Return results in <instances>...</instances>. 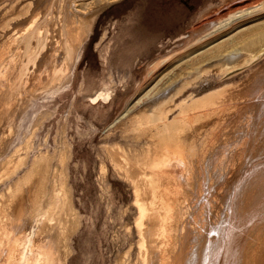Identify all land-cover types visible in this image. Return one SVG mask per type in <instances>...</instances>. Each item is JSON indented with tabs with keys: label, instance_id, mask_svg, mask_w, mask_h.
Here are the masks:
<instances>
[{
	"label": "rangeland",
	"instance_id": "obj_1",
	"mask_svg": "<svg viewBox=\"0 0 264 264\" xmlns=\"http://www.w3.org/2000/svg\"><path fill=\"white\" fill-rule=\"evenodd\" d=\"M31 3L29 15L19 16ZM43 5L48 7L33 27L0 61L1 69L16 58L13 84L8 91L0 87V94L4 92L0 98L7 92L13 99L8 104L13 113L0 108V169L18 148L28 145L17 171L0 179V202L20 179L30 176L31 171L27 172L37 162L46 160L51 172L44 170L43 198L49 197L53 183L58 186L62 176L71 212L72 221L66 227L67 234L71 231L66 234L69 252L63 264H142L135 187L115 165L110 147L139 152L150 144V136L126 129L127 116L115 120L128 104L131 109L148 107L154 98L169 95L176 103L184 99L190 104L250 78L264 66V0H0V23L11 25L0 27V32L17 29ZM71 5L82 12L87 36L74 55L66 41L70 61L54 64L49 54L51 29L57 23L58 33L54 32L67 39ZM221 24L224 27L214 31ZM238 47L231 64L227 60L221 69L213 66L217 60L213 56ZM239 60L245 63L236 66ZM36 77L42 86L24 92ZM219 105L210 109L234 114L227 117L231 121L216 126L208 138L211 143L206 142L203 152L212 150L207 154L212 156L215 186L204 190L201 201L198 198L195 215L203 207L212 208L202 213L211 224L214 214L225 210L226 221L219 239L208 226L215 245L208 250L206 263L214 255L210 264H248L250 260V264H264V129L253 125L246 133L247 124H243L246 130L235 132L240 137L228 134L232 140L224 134L232 121L243 116L240 122L245 123L248 117L241 115L239 104L238 111L236 104ZM204 109L196 111L211 112ZM178 114L175 108L169 120ZM260 117L257 113L256 119ZM6 128L11 130L5 132ZM204 195L214 200L212 206L204 202Z\"/></svg>",
	"mask_w": 264,
	"mask_h": 264
},
{
	"label": "bare ground",
	"instance_id": "obj_2",
	"mask_svg": "<svg viewBox=\"0 0 264 264\" xmlns=\"http://www.w3.org/2000/svg\"><path fill=\"white\" fill-rule=\"evenodd\" d=\"M47 7V5H43L39 12H35L33 15L31 14L17 29L11 32H0V61L13 50L14 45L33 27L35 19ZM32 9L31 3V5L22 9L19 16H28ZM68 10L69 14L66 23L68 31L66 34L67 39L60 38L57 34L58 31L56 29L54 30L57 23L51 29L52 42L50 44L49 54L53 63L58 65L63 62L67 64L70 61L66 56V41L69 44L70 51L74 55L86 35V31H84V17L80 15L82 12L79 14V11H76L73 5L69 6ZM225 24L219 25L214 31L221 30ZM9 25L10 23H0V27L4 29L9 28ZM54 31H57V33ZM238 53L239 47L230 53H217L213 57L217 58L218 61L212 59L213 66L221 69L227 60L230 62V59L234 55H238ZM14 61L16 62V58L8 61L0 69V87H6L7 89L5 91L10 89L15 79V72L13 70ZM244 63L245 60H239L235 65L239 66ZM37 77L29 83L24 92H32L42 86L40 82L38 84ZM6 94L7 92L3 94L4 97L2 95L0 98V108L6 109L5 113L7 114L13 113L11 111L12 106L10 108L8 107L13 99L9 100ZM207 94L204 97L197 98V100L190 104L184 101V99L176 103L171 95L159 99L154 98L148 104V107L143 106L131 109V105L128 104L124 112L115 120L117 123V120L123 117L126 118L127 116L128 125H126V129L141 134L147 133L146 135L150 136V144L148 143L149 145L147 144L139 152H137L138 150H134L136 152H127L123 148L119 149L120 146L117 147L118 145L115 149L110 147L115 165L119 166L125 172L130 181H132L133 187H135V202L138 208L137 229L140 235L139 253L142 264H210L209 260L214 256L213 253L211 254L213 256L210 259L208 258L209 262L207 261V263L206 258L210 255H208V250L210 253L215 242L209 231L215 230L216 239L222 238L226 212L223 210L220 213L218 212L219 214L215 213V220L213 221L211 219L213 223L210 222L212 225L202 216V213L210 211L209 209L203 207V212L195 215L197 213L195 208L198 203V198L200 197L199 201H201L203 199L201 195L205 194L204 190L213 187L215 184L212 178L214 173V170H212V167L214 168L212 166L213 161H211L212 156L210 157V153L209 155L207 154L212 150L210 151L208 149L209 151L207 153L203 152L206 142H210L211 139L209 140L208 138L211 137L210 134L215 130V127L222 124L228 116L234 114L232 113V107L235 104L237 105V107L235 106L237 111L238 104L241 105V109L243 107L241 115H246L248 120L242 123L240 122V118L242 119L243 116L239 118L238 115L239 120L234 117L236 122L232 121V124L233 122L235 123L233 126L230 124L232 127L229 125L230 128L227 129L228 133L227 131L224 133L227 137H230L228 134L236 137L237 134L235 135V132L237 131L244 132L246 129H243L245 128L243 124H247L246 133H249L248 129H254L252 127L253 125H258L264 129V66L255 71L250 78L239 85L227 86L221 88L220 91L214 94L213 92ZM225 102L230 105L233 104L230 108V110L232 109V112L230 111L232 114L228 112L222 113L221 109L218 111L219 108L214 113L210 109V107H217V105ZM215 107L214 109H216ZM175 108L179 109V114L173 120H169V113ZM204 108H209L213 113H208V111L207 115L206 113L205 115L199 114L198 109H203L204 112ZM195 111L198 115L194 113ZM192 113L195 115L192 116ZM248 113L251 115H248ZM257 113L261 114L259 120L256 119ZM258 115L257 117H259ZM228 119L227 121L230 120ZM9 129L6 128L5 132L11 130ZM256 130L254 131L256 132ZM230 138L233 140V137ZM27 148L28 145H23V147L21 146L17 149L13 154V159L8 161L7 165L3 166L4 168L0 169V179H5L17 171L19 164L23 163V158L28 151ZM45 161L35 162L36 165L34 168L27 172L30 173L31 171L30 176L28 175L26 179L23 178L24 180L21 182L20 179L19 183L5 195L3 201H1L2 203L0 202V257L1 254L4 255L3 258L1 257V260L3 259L4 261L0 260L2 264H63L65 262L64 258L69 252H67L68 243L66 238L69 232H71L68 230L69 232L67 234L66 227L72 221L70 219L71 212L68 204V196L65 185H63L62 176H60L61 178L59 180L61 179V181L58 186L56 183H53L51 191L48 190L50 191L48 193L49 197L47 196V199L43 198V195L45 196V192L43 191L44 170H46L49 163ZM217 169L219 170V168ZM220 172H217V176ZM47 185L48 183L46 187ZM203 197L206 198L204 202L206 201L208 205L211 204L210 206L213 205L211 202L214 200L211 199L212 201L210 202V198H207L206 195ZM200 208H198V213H200ZM205 232L209 233L206 234ZM203 253L205 255H202Z\"/></svg>",
	"mask_w": 264,
	"mask_h": 264
}]
</instances>
